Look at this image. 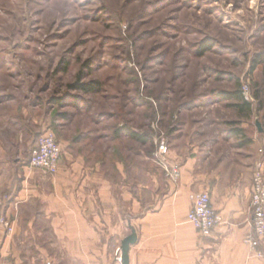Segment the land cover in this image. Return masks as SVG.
<instances>
[{"label": "rangeland", "instance_id": "rangeland-1", "mask_svg": "<svg viewBox=\"0 0 264 264\" xmlns=\"http://www.w3.org/2000/svg\"><path fill=\"white\" fill-rule=\"evenodd\" d=\"M46 130L137 181L143 202L166 182L159 137L197 143L220 176L249 167L264 146V0H0V147L27 161Z\"/></svg>", "mask_w": 264, "mask_h": 264}, {"label": "crops", "instance_id": "crops-1", "mask_svg": "<svg viewBox=\"0 0 264 264\" xmlns=\"http://www.w3.org/2000/svg\"><path fill=\"white\" fill-rule=\"evenodd\" d=\"M182 141L173 140L168 153L179 178L159 167L166 178L162 197L153 177L146 202L137 181L124 183L123 171L106 169L99 157H74L60 145L59 169L47 175L28 161L11 160L0 147V196H10L0 206L10 221V227L0 226V264H122L120 247L132 232L125 264H264L242 242L250 228L254 160L220 176L223 164L208 169L204 148L193 142L189 149ZM209 181L211 203L224 222L203 237L185 216L189 194L206 190Z\"/></svg>", "mask_w": 264, "mask_h": 264}, {"label": "built area", "instance_id": "built-area-1", "mask_svg": "<svg viewBox=\"0 0 264 264\" xmlns=\"http://www.w3.org/2000/svg\"><path fill=\"white\" fill-rule=\"evenodd\" d=\"M242 97L248 101L250 96L247 85L242 87ZM156 149L152 159L172 180L179 178L178 165L168 159L169 146L165 137H159L154 142ZM28 166L38 168L44 174L54 175L59 169L62 150L57 137L51 130H46L36 139L29 150ZM250 191V228L242 242L250 250L252 256L264 258V147H258L252 166ZM190 208L185 219L203 237H210L213 229L224 222L222 215L214 209L208 190L194 191L188 196ZM10 202L7 194L0 196V206ZM10 221L5 213L0 212V226L10 227ZM121 260V257H119ZM45 264H55L47 261Z\"/></svg>", "mask_w": 264, "mask_h": 264}, {"label": "water", "instance_id": "water-1", "mask_svg": "<svg viewBox=\"0 0 264 264\" xmlns=\"http://www.w3.org/2000/svg\"><path fill=\"white\" fill-rule=\"evenodd\" d=\"M257 128L259 130H262L260 127V124L257 122ZM136 238V235L132 232L130 234H128L122 241L120 250H121V263L125 264L127 263L128 260V246L130 243L134 242Z\"/></svg>", "mask_w": 264, "mask_h": 264}, {"label": "trees", "instance_id": "trees-1", "mask_svg": "<svg viewBox=\"0 0 264 264\" xmlns=\"http://www.w3.org/2000/svg\"><path fill=\"white\" fill-rule=\"evenodd\" d=\"M85 90H89V89H91V86H89V87H86V86H82ZM241 96H242V94H241ZM242 100H244L243 99V97H242ZM244 103L245 104H248V102L246 101V100H244ZM135 134V133H134ZM133 133H132V136L134 137H136V138H138L139 140H143V136H141V135H134ZM28 160H29V156H28ZM27 160V161H28Z\"/></svg>", "mask_w": 264, "mask_h": 264}]
</instances>
